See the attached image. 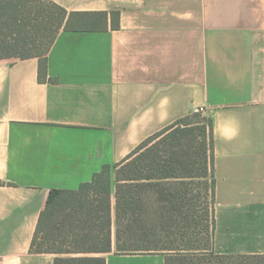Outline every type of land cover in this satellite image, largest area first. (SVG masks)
Segmentation results:
<instances>
[{
    "label": "crops",
    "instance_id": "obj_1",
    "mask_svg": "<svg viewBox=\"0 0 264 264\" xmlns=\"http://www.w3.org/2000/svg\"><path fill=\"white\" fill-rule=\"evenodd\" d=\"M47 1L118 10L120 26L62 30L46 81L38 57L0 59V264H54L30 252L50 191L79 188L201 105L213 120L214 247L264 253V0ZM244 241L258 244L226 248Z\"/></svg>",
    "mask_w": 264,
    "mask_h": 264
},
{
    "label": "trees",
    "instance_id": "obj_2",
    "mask_svg": "<svg viewBox=\"0 0 264 264\" xmlns=\"http://www.w3.org/2000/svg\"><path fill=\"white\" fill-rule=\"evenodd\" d=\"M119 26L118 10L68 11L47 0H0V59L38 57L39 79L46 81L48 53L62 30ZM203 115L182 117L77 189H52L30 252L53 254L54 264H106L113 251L162 253L165 264H264V253L214 247L213 120L203 117L202 133ZM198 128L200 143L195 135L192 140ZM199 199H205L201 221ZM203 221L198 242L195 229Z\"/></svg>",
    "mask_w": 264,
    "mask_h": 264
},
{
    "label": "rangeland",
    "instance_id": "obj_3",
    "mask_svg": "<svg viewBox=\"0 0 264 264\" xmlns=\"http://www.w3.org/2000/svg\"><path fill=\"white\" fill-rule=\"evenodd\" d=\"M203 117H207V114H204L202 116V119H200V121L202 120V122H198V127H202V133H203V126H204V122H203ZM201 131H200V128H198V131L195 132L192 136V140L197 143H200V141L203 140V134L201 135ZM194 135L196 137V139L194 140ZM195 191H198V190H195ZM204 204H205V199H199L198 200V206H197V214H198V221H201V217L200 216H203V208H204ZM203 218V217H202ZM205 221V220H204ZM203 222H201L202 224L198 225V227L195 229L196 230V233H195V236L197 237L198 239V242L201 241L202 242V239H203V236H204V233L202 232V228H203ZM258 243L256 242H251V241H244V242H228L227 243V247L229 250H233L235 248H237V246H241V245H251V246H256Z\"/></svg>",
    "mask_w": 264,
    "mask_h": 264
},
{
    "label": "built area",
    "instance_id": "obj_4",
    "mask_svg": "<svg viewBox=\"0 0 264 264\" xmlns=\"http://www.w3.org/2000/svg\"><path fill=\"white\" fill-rule=\"evenodd\" d=\"M207 111H208L207 108L205 106L201 105V106L194 107L192 113H203V114H206Z\"/></svg>",
    "mask_w": 264,
    "mask_h": 264
}]
</instances>
